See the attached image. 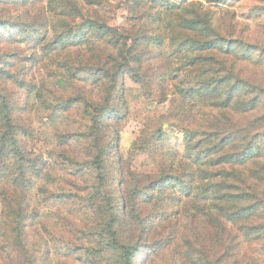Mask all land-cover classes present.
<instances>
[{
	"label": "rangeland",
	"instance_id": "rangeland-1",
	"mask_svg": "<svg viewBox=\"0 0 264 264\" xmlns=\"http://www.w3.org/2000/svg\"><path fill=\"white\" fill-rule=\"evenodd\" d=\"M122 246L264 264V0H0V264Z\"/></svg>",
	"mask_w": 264,
	"mask_h": 264
},
{
	"label": "trees",
	"instance_id": "trees-1",
	"mask_svg": "<svg viewBox=\"0 0 264 264\" xmlns=\"http://www.w3.org/2000/svg\"><path fill=\"white\" fill-rule=\"evenodd\" d=\"M15 223L16 222L14 221V225H15ZM122 250L124 252V261H125V264H131V260H132L131 248L128 247V246H122Z\"/></svg>",
	"mask_w": 264,
	"mask_h": 264
}]
</instances>
